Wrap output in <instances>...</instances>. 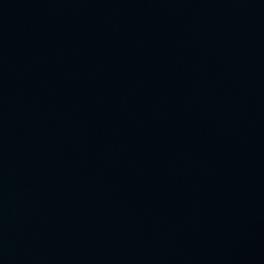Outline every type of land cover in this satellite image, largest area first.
Segmentation results:
<instances>
[{"label": "water", "instance_id": "1", "mask_svg": "<svg viewBox=\"0 0 264 264\" xmlns=\"http://www.w3.org/2000/svg\"><path fill=\"white\" fill-rule=\"evenodd\" d=\"M0 264H264V0H0Z\"/></svg>", "mask_w": 264, "mask_h": 264}]
</instances>
